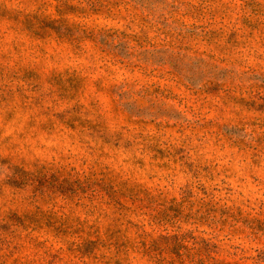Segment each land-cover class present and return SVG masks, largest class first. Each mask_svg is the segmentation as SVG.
I'll return each mask as SVG.
<instances>
[{"label":"rangeland","instance_id":"1","mask_svg":"<svg viewBox=\"0 0 264 264\" xmlns=\"http://www.w3.org/2000/svg\"><path fill=\"white\" fill-rule=\"evenodd\" d=\"M0 264H264V0H0Z\"/></svg>","mask_w":264,"mask_h":264}]
</instances>
